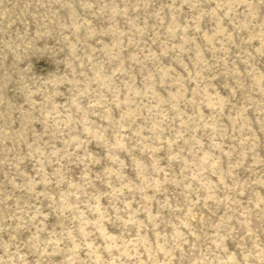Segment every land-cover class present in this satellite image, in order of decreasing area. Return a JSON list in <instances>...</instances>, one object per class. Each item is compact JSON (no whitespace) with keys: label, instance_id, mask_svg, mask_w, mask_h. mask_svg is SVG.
<instances>
[{"label":"clouds","instance_id":"obj_1","mask_svg":"<svg viewBox=\"0 0 264 264\" xmlns=\"http://www.w3.org/2000/svg\"><path fill=\"white\" fill-rule=\"evenodd\" d=\"M19 10L0 36V264H264V0ZM37 51L48 73L26 71Z\"/></svg>","mask_w":264,"mask_h":264},{"label":"rangeland","instance_id":"obj_2","mask_svg":"<svg viewBox=\"0 0 264 264\" xmlns=\"http://www.w3.org/2000/svg\"><path fill=\"white\" fill-rule=\"evenodd\" d=\"M23 6V0H4V3L0 5V36L5 34V30L10 34L15 32L16 30H23V25L19 22L18 17L20 15V7ZM206 27H211L210 25H206ZM33 34L35 33V26L33 25ZM38 58L33 60L34 65H29L26 71H36L37 73L45 74L48 73L54 65L47 58V55H51V53H45L42 51H37L34 53ZM260 67L264 69V63H261ZM182 71V69H181ZM217 85L220 84V81L216 82ZM220 91L222 94L227 95V92L221 87ZM11 94V93H10ZM14 99H18V97H13ZM62 102V98H61ZM205 112L208 110L205 109ZM249 116L254 120L255 117L249 113ZM39 127V125H37ZM258 127V126H254ZM93 148L95 146L93 145ZM261 155H264V134H261V148L259 149ZM29 171L31 168L29 167ZM78 171V170H77ZM106 203V201H105ZM51 222V221H50ZM110 231H112L110 229Z\"/></svg>","mask_w":264,"mask_h":264}]
</instances>
